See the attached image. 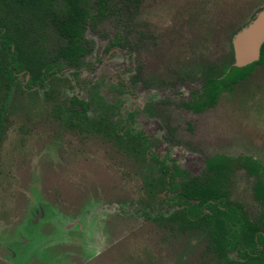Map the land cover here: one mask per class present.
I'll use <instances>...</instances> for the list:
<instances>
[{"label":"rangeland","instance_id":"rangeland-1","mask_svg":"<svg viewBox=\"0 0 264 264\" xmlns=\"http://www.w3.org/2000/svg\"><path fill=\"white\" fill-rule=\"evenodd\" d=\"M263 9L264 0L111 4L112 17L87 27L95 46L78 79L65 71L26 89L30 76H21L7 100L0 54V264H211L199 242L147 220L141 163L95 122L118 103L153 152H169L193 175L218 154L249 156L264 169V64L203 113L184 107L200 90L202 66H221L230 36ZM114 35L122 47L108 51ZM45 37L50 53L60 46L54 30ZM71 98L90 105L94 127L68 125L60 112ZM253 184L238 169L229 189L255 219Z\"/></svg>","mask_w":264,"mask_h":264},{"label":"trees","instance_id":"trees-1","mask_svg":"<svg viewBox=\"0 0 264 264\" xmlns=\"http://www.w3.org/2000/svg\"><path fill=\"white\" fill-rule=\"evenodd\" d=\"M134 1L95 0L92 13L88 0H0V54L6 59L2 70L7 92L14 89L18 73L30 76L25 84L29 87L37 80L43 85L44 77L51 76L62 60L68 66H77L86 55L84 45L90 23L112 17L111 4L127 9ZM48 30H54L61 41L51 53L44 46ZM232 62L229 45L221 66H202V87L191 93L196 98L184 106L195 112L213 107L222 92L230 91L264 64V45L258 62L245 68L231 67ZM82 108L87 109L83 104ZM4 111L3 105L0 127ZM74 115L80 122L85 119L81 113ZM110 131L117 142L128 141L126 147L141 163V175L151 203L156 205L157 195L164 190L173 194V211L158 213L153 217L154 222L171 235L193 236L203 242L200 255L213 264H264V169L260 164L249 157L215 155L205 161L203 173L196 177L177 166L170 168L154 156L151 161L158 167L153 166L145 155L149 146L139 132L125 130L119 135L122 129L115 125ZM236 168L254 179L252 196L261 207L256 221L249 220L242 207L230 199L229 185Z\"/></svg>","mask_w":264,"mask_h":264},{"label":"flooded vegetation","instance_id":"flooded-vegetation-1","mask_svg":"<svg viewBox=\"0 0 264 264\" xmlns=\"http://www.w3.org/2000/svg\"><path fill=\"white\" fill-rule=\"evenodd\" d=\"M254 19V18H253ZM240 30H238L237 32H239ZM236 32V33H237ZM234 37V36H233ZM233 37H232V39H233ZM86 39H87V43L84 45V49H85V51H86V55L84 56V57H82L81 58V61L79 62V64L77 65V66H68L66 63H65V61H61V65L59 66V68H57V69H59V70H54V73L51 75V76H45L44 77V83H43V85H40V80H35L36 81V83H33L32 85H30L29 87H26L25 86V84H26V82L23 84V87L24 88H29V89H31V88H34V87H37V88H44V86L46 85V83L50 80V79H53V78H56V77H60V76H62V75H64V73H65V71H67L68 73H69V77L73 80V79H78V77L80 76V74L82 73V70L83 69H86V68H88V66H89V63L86 61V57L88 56V55H90L91 54V52H92V50H93V48H94V46H95V43L93 42V41H91V40H88V38L86 37ZM232 39H231V42H229V45H231V49H232ZM121 40L119 39V37L117 36V35H114V37H113V39H111L110 41H109V44H108V51L109 50H112V49H115V48H121L122 46H121ZM264 45V44H263ZM263 47V46H262ZM262 49V48H261ZM232 52H233V50H232ZM260 55H261V52H260ZM233 63H234V58H233V62H232V64H231V67H232V65H233ZM6 64V63H5ZM4 64V65H5ZM254 64V63H253ZM3 65V66H4ZM3 68V67H2ZM228 70H230V69H228ZM2 73H3V70H2ZM21 76H23L24 78L25 77H28V76H24L22 73H18V74H16V80L14 81V90H15V83H16V81L18 80V78L19 77H21ZM43 76V75H42ZM41 76V77H42ZM30 78V77H29ZM31 79V78H30ZM29 79V80H30ZM71 80H69V82H70ZM242 83V82H241ZM240 84V83H239ZM238 85V84H237ZM236 86V85H235ZM201 87H202V83H201ZM201 87H200V89H201ZM234 87V86H233ZM196 91V90H195ZM195 91H191L190 93H189V95H190V100L186 103V104H188V103H191V102H193L194 101V99L196 98V95L194 94V95H192L191 93L193 92H195ZM200 91V90H199ZM12 92H13V90H12ZM12 92H10V93H12ZM10 93H8L7 92V95H6V100H7V98L9 97V95H10ZM223 93V92H222ZM221 93V94H222ZM220 94V95H221ZM220 95H219V97H220ZM219 97H218V99H219ZM218 99H217V101H218ZM216 101V102H217ZM80 102L83 104V105H85L86 107H87V109L86 110H84L83 108H82V104H80ZM90 105H88L85 101H83V100H78V99H76V98H71V99H69V109H67V108H65L64 107V109L60 112L61 113V115L62 116H64V118H65V120L67 121V123H68V125L69 126H71L72 128H75V127H78V126H82V125H85V126H87V125H89V124H92L91 125V127H94V124L96 123V130H97V132L99 131L100 133H102V130H103V132L105 133V134H110L109 136L112 138V139H114V140H116V137H114V136H112L111 134H112V132L110 131L113 127H114V125H115V127H117L118 129H122V131H118V133H119V135H122L123 134V132L125 131V130H131L133 133H137V132H139L140 133V135L141 136H143L145 139H146V145H148L149 146V149L147 150V151H145V155H146V159L148 160V161H150V163L153 165V166H156V167H158V165H156L155 164V162H152L151 161V157L152 156H154V159H157L158 160V162H165V165H167L168 167H170V168H172L173 166H177L179 169H181V170H185V171H187L190 175H192V176H196V177H198V176H201V174L203 173V171H204V169H205V161L208 159H206L205 161H204V168H203V170H202V172L200 173V174H198V175H193L192 173H190L187 169H184V168H182V167H180V165L177 163V161L175 160V159H173L170 155H169V152H167V153H155V152H153L152 151V149H153V146H154V144H153V142H151L150 140H149V138H148V136H146L145 134H144V132H142V131H140V130H134L133 129V127L131 126V121H133V115L132 114H129L128 116H127V118H128V120H129V123H127V121H126V119H124V118H122L121 117V111H120V108H121V106L117 103V104H112V105H109V106H104L103 107V110H104V114L103 115H100V117H98V120L96 119V122L94 123V122H91V120H90V118H89V115H88V111H89V109H90V107H89ZM185 107V106H184ZM3 108V107H2ZM77 108H79V110L77 109ZM187 110H189V111H192V112H194V113H197V114H199V113H203L204 111H206L207 109H209V108H207V109H205L204 111H202V112H195V111H193V110H191V109H188L187 107H185ZM210 108H212V107H210ZM74 112H76V113H81L82 115H85V119H84V121H82V122H80V121H78L77 120V118L75 117V115H74ZM3 117H4V115H3ZM91 117V116H90ZM117 118V119H116ZM103 123H104V125H103ZM116 129V128H115ZM106 132H108V133H106ZM132 133V134H133ZM134 135V134H133ZM117 141V140H116ZM131 141V140H130ZM125 142L126 143H128V141L127 140H125ZM218 155H221V154H218ZM215 156V155H214ZM223 156H226V155H223ZM212 157V156H211ZM226 157H229V156H226ZM238 157H249V156H238ZM210 158V157H209ZM229 158H233V157H229ZM235 158H237V157H235ZM234 158V159H235ZM249 158H252V157H249ZM253 160H255L258 164H260L256 159H254V158H252ZM260 166L262 167V165L260 164ZM141 167H142V165H141ZM238 169H241V168H236L235 170H234V173H235V171L236 170H238ZM243 170V169H242ZM233 173V174H234ZM246 173V172H245ZM233 174H232V177H233ZM247 174V173H246ZM248 176V175H247ZM143 177V176H142ZM232 177H231V182H232ZM249 177V176H248ZM251 178V177H250ZM253 179V178H252ZM254 180V179H253ZM231 182H230V185H231ZM230 185H229V187H230ZM254 185V184H253ZM253 187V186H252ZM144 192H145V199H146V201H145V204H146V210H144L143 212L145 213V216H146V218H147V220H149V221H151V222H153V223H155V224H157L158 226H159V224L157 223V222H154L153 221V217H155L158 213H162V214H166V212L168 211V212H172L173 211V209L175 208V206L173 205V200H172V197H173V194L172 193H170V192H167V191H163V192H161V193H159L158 195H157V198H156V200L158 201L157 203H156V205H153V203H151L152 201H150V198H149V193L146 191L147 189H146V187L144 188ZM229 194H230V189H229ZM253 197V196H252ZM144 199V200H145ZM230 199H231V196H230ZM254 199V198H253ZM232 200V199H231ZM255 201V200H254ZM234 202V201H233ZM256 202V201H255ZM235 203H237V204H239L241 207H242V209H243V211H244V213L247 215V217H248V219L249 220H251V221H256L257 220V218H258V215H259V213H260V211H261V207H260V205H259V207H260V210H259V212H258V215H257V217L255 218V219H252V218H250V216L248 215V213H247V211H246V209H245V207L241 204V203H238V202H235ZM160 227V226H159ZM160 229L161 230H164L163 228H161L160 227ZM164 231H166V230H164ZM167 232V231H166ZM169 234V233H168ZM178 237V236H177ZM179 238H182V237H179ZM189 238H193L190 242L191 243H197V242H199L200 243V245L202 246V249H201V252H202V250H203V242H200V240H198L197 238H195V237H193V236H189V237H186V238H182V239H187L188 241H189ZM188 244H189V242H188ZM201 252H200V254H201ZM208 261V260H207ZM208 262H210V261H208ZM211 263V262H210ZM211 264H213V263H211Z\"/></svg>","mask_w":264,"mask_h":264},{"label":"water","instance_id":"water-1","mask_svg":"<svg viewBox=\"0 0 264 264\" xmlns=\"http://www.w3.org/2000/svg\"><path fill=\"white\" fill-rule=\"evenodd\" d=\"M264 44V9L232 39L234 63L232 67L245 68L260 59Z\"/></svg>","mask_w":264,"mask_h":264}]
</instances>
